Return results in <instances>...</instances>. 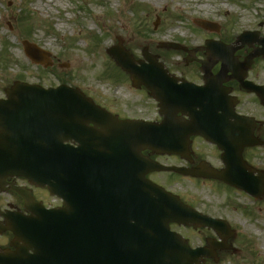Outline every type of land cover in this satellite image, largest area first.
Instances as JSON below:
<instances>
[{"label": "water", "instance_id": "1", "mask_svg": "<svg viewBox=\"0 0 264 264\" xmlns=\"http://www.w3.org/2000/svg\"><path fill=\"white\" fill-rule=\"evenodd\" d=\"M195 22L219 29L202 19ZM257 34L245 31L238 38L252 46ZM258 42L261 47L255 54L239 63L233 57L236 48L208 41L204 49L209 62L202 60V70L210 73V63L221 61V73L232 72L245 90L258 93L264 103V87L244 80L253 58L264 57V39ZM23 44L30 59L45 66L52 64L48 51L29 41ZM163 46L186 50L174 43ZM108 52L129 72L134 86H146L158 100L164 119L161 123L118 119L78 88L65 85L45 90L16 82L7 89V98L0 100V186L7 176H24L36 186H49L65 202L58 211H47L27 189L15 187L26 200L25 208L34 214L26 226L21 222L28 219L22 216L17 221L9 219L7 227L1 228L13 231L15 250L0 252V264H199L203 255L216 257L212 251L204 253V248L192 249L179 233L170 230V222L195 228L212 226L224 240L211 249H230L225 241L234 231L226 221L196 212L146 178L154 170L204 176L201 168L163 166L142 154L150 149L183 156L189 136L203 134L194 102L196 88L170 84L172 76L163 63L146 51L145 59L138 61L120 43ZM178 112L189 115L191 121L179 119ZM228 115L233 121L216 134L219 143L227 141L224 159L228 168L217 178L259 197L264 192V178L249 179L241 156L244 147L257 144L255 125L233 108ZM71 139L80 146L59 151ZM101 195L106 198L98 205Z\"/></svg>", "mask_w": 264, "mask_h": 264}, {"label": "rangeland", "instance_id": "2", "mask_svg": "<svg viewBox=\"0 0 264 264\" xmlns=\"http://www.w3.org/2000/svg\"><path fill=\"white\" fill-rule=\"evenodd\" d=\"M194 18L212 21L220 30L201 28ZM244 30L258 31V39L264 38V0H0V98L15 81L45 87L67 83L124 114L153 118L156 101L131 85L130 75L107 53L109 47L121 40L135 59H142L146 49L171 72L192 76L201 69L194 62H184L188 53L167 49L161 46L163 42L191 49L219 39L238 47L235 55L243 61L260 46L258 42L243 45L237 37ZM25 39L50 51L53 66L46 68L28 59L22 44ZM198 52V60L207 58L204 50ZM255 59L251 69L264 84V58ZM244 100L241 110L261 117L264 123V107L250 101L251 97ZM256 155V164L264 167V148ZM155 157L162 164L178 162L167 155ZM150 179L232 224L237 250L224 253L217 264H264V194L256 200L241 190L211 182L203 185L199 179L173 177L168 172H154ZM33 195L47 206L57 203L45 190L37 188ZM18 200L13 193H0V207ZM173 229L195 244L203 237L189 229ZM8 236H0L2 247L8 245Z\"/></svg>", "mask_w": 264, "mask_h": 264}, {"label": "flooded vegetation", "instance_id": "3", "mask_svg": "<svg viewBox=\"0 0 264 264\" xmlns=\"http://www.w3.org/2000/svg\"><path fill=\"white\" fill-rule=\"evenodd\" d=\"M198 67H200L198 65ZM212 73L210 75H205L204 73H198V74H194L190 77L181 75L180 79L182 80H187L189 82H193L196 83V85L198 86H204L206 88H211V89H215L216 91H212V90H207L206 92H204L203 96L205 95V97L207 98L206 102H205V109L202 111V114L205 115V117L203 118H199V121H204L207 123V126H205V130L207 129L208 131H212L214 130V126L210 125L208 123H210L211 121H213L215 118L213 116H210V114H212V110L211 108L214 107L215 103H214V98H219L216 103H225L224 104V108L219 110L220 114H223V119H227L228 115L225 114L226 110L230 107V105L232 104L231 102L233 101V97L237 96L239 99V104L237 105V111L241 114L244 115H253L249 112H243L241 110L242 105H245L246 103L244 102V97L248 96L251 97L252 100L255 103H260L261 101L259 100L258 96L255 93H251L249 91H245L241 88L240 82L234 78L232 76V74L230 72H225L224 74H219V69H213V71H211ZM247 78L249 80L254 81L255 83H260V81L258 80L257 76L254 74L253 70L250 69ZM180 80V81H181ZM201 108L198 107V111H200ZM256 125H255V130H254V134L256 135V137L263 141L262 145L256 146V147H249V148H245L242 152V156H243V160L245 162V166H247L248 169V173H249V177H252L254 179H256L257 177L260 176H264V167L262 166H258L255 162V160L257 159V155H256V151H258L259 149H263L264 148V123L263 120L261 119V117L256 116ZM195 141H197L198 143H196ZM190 159H183L181 158V156L179 155H174L171 157H175V159L178 160L179 162V166H187V167H194L197 164H203V168H204V174H206L207 172H211L212 174H218L219 172H221L223 169L227 168L224 162V159L222 157L224 150L222 149L221 146H219V144L215 141H213V139L211 140L209 137L207 136H203L202 134L200 135H195V137H192L191 139V144H190ZM147 154H150V152H147ZM203 183L207 184L208 182L214 183L215 185H222V186H226L229 187L225 182H223L222 180H220L219 178H214V177H205L203 179ZM7 184L3 187L5 188L8 192H6V194H11L12 192L10 191L11 189L10 184H16V185H21V186H26V184L28 183L27 180L21 179V178H7ZM36 190V189H34ZM15 193V192H14ZM15 195V194H14ZM15 197L19 198V200L17 201L16 204L7 201L6 202V206L10 207L12 210L10 212H24V204L25 201L23 198H20V196L15 195ZM39 200H43V199H39ZM6 210V209H5ZM207 213L206 214H210L208 213L207 210H205ZM28 214V212L26 213ZM0 224L1 225H5L6 224V220L3 216L0 215ZM186 229L188 230H192V232L195 233H203V237L202 239H200V242H198V244H195L196 246H200V245H206L207 240L210 238H215L216 234L215 232H213V230L211 228H199L198 230H195L193 227H186ZM207 234V235H204ZM9 235L8 236V241L9 243L11 242V236H10V232H5L4 234H2L4 237L5 235ZM227 242H229L230 244L234 245L233 242V238L231 240H228ZM211 250V249H210ZM218 256H220V260L222 257L225 256L223 251H218ZM216 262L214 260V258H209L207 256H205L202 260L203 264H212ZM220 262V261H218Z\"/></svg>", "mask_w": 264, "mask_h": 264}, {"label": "bare ground", "instance_id": "4", "mask_svg": "<svg viewBox=\"0 0 264 264\" xmlns=\"http://www.w3.org/2000/svg\"><path fill=\"white\" fill-rule=\"evenodd\" d=\"M203 7H205V8H206L207 6H203ZM263 36H264V31H263Z\"/></svg>", "mask_w": 264, "mask_h": 264}, {"label": "trees", "instance_id": "5", "mask_svg": "<svg viewBox=\"0 0 264 264\" xmlns=\"http://www.w3.org/2000/svg\"><path fill=\"white\" fill-rule=\"evenodd\" d=\"M23 14H25V13H23ZM27 16H29V13H27ZM30 17V16H29ZM32 18V17H31Z\"/></svg>", "mask_w": 264, "mask_h": 264}]
</instances>
